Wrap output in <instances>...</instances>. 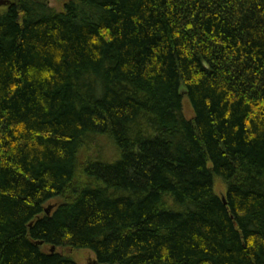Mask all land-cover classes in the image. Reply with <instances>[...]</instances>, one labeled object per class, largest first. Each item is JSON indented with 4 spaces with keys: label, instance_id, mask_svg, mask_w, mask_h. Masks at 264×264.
Wrapping results in <instances>:
<instances>
[{
    "label": "trees",
    "instance_id": "trees-1",
    "mask_svg": "<svg viewBox=\"0 0 264 264\" xmlns=\"http://www.w3.org/2000/svg\"><path fill=\"white\" fill-rule=\"evenodd\" d=\"M10 1L0 264H264V0Z\"/></svg>",
    "mask_w": 264,
    "mask_h": 264
},
{
    "label": "rangeland",
    "instance_id": "rangeland-1",
    "mask_svg": "<svg viewBox=\"0 0 264 264\" xmlns=\"http://www.w3.org/2000/svg\"><path fill=\"white\" fill-rule=\"evenodd\" d=\"M69 0H48L47 4L58 10L61 11L64 9L66 3ZM184 115L186 118L192 119L193 118V111L192 108L190 106L189 100L187 98H184ZM216 191L222 195L225 194V188L223 186V184L217 180L216 181ZM53 202L49 203L46 207L52 206ZM55 205H53L54 208ZM63 252V251H62ZM64 253L67 254L68 256H70L71 258H73L78 264H89L90 263V259L94 260V254L91 251L88 250H76V249H71V248H67L64 249Z\"/></svg>",
    "mask_w": 264,
    "mask_h": 264
},
{
    "label": "water",
    "instance_id": "water-1",
    "mask_svg": "<svg viewBox=\"0 0 264 264\" xmlns=\"http://www.w3.org/2000/svg\"><path fill=\"white\" fill-rule=\"evenodd\" d=\"M11 3V1L10 0H0V4L1 5H7V4H10ZM222 196V199L224 200V203H227L226 202V197H225V194H222L221 195ZM52 210H53V206H49V207H47L46 209H45V213L46 214H51V212H52ZM39 244L40 245H42L43 244V242L41 241V242H39ZM56 251V247L55 246H53L52 248H51V252L52 253H54ZM89 264H99L98 262H97V260L96 259H90V263Z\"/></svg>",
    "mask_w": 264,
    "mask_h": 264
},
{
    "label": "bare ground",
    "instance_id": "bare-ground-1",
    "mask_svg": "<svg viewBox=\"0 0 264 264\" xmlns=\"http://www.w3.org/2000/svg\"><path fill=\"white\" fill-rule=\"evenodd\" d=\"M53 206V205H52ZM47 208V207H46Z\"/></svg>",
    "mask_w": 264,
    "mask_h": 264
}]
</instances>
